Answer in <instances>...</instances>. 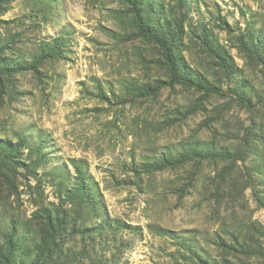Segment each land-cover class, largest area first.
Segmentation results:
<instances>
[{"label": "rangeland", "instance_id": "374dc122", "mask_svg": "<svg viewBox=\"0 0 264 264\" xmlns=\"http://www.w3.org/2000/svg\"><path fill=\"white\" fill-rule=\"evenodd\" d=\"M0 264H264V0H0Z\"/></svg>", "mask_w": 264, "mask_h": 264}, {"label": "trees", "instance_id": "16d2710c", "mask_svg": "<svg viewBox=\"0 0 264 264\" xmlns=\"http://www.w3.org/2000/svg\"><path fill=\"white\" fill-rule=\"evenodd\" d=\"M146 34L148 36H152L155 40H157L158 42H160L162 45H166L165 39L162 37V35L157 34V33H151V32H146ZM188 81H190V83L195 84L196 82L187 79Z\"/></svg>", "mask_w": 264, "mask_h": 264}]
</instances>
